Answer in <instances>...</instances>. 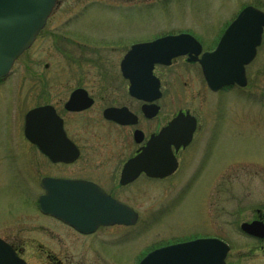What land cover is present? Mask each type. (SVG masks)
Returning <instances> with one entry per match:
<instances>
[{
  "label": "rangeland",
  "instance_id": "obj_1",
  "mask_svg": "<svg viewBox=\"0 0 264 264\" xmlns=\"http://www.w3.org/2000/svg\"><path fill=\"white\" fill-rule=\"evenodd\" d=\"M247 6L264 12V0H57L32 46L0 80V238L18 243L39 240L40 221L24 187L31 186L32 176L22 138L23 116L38 102V84H47L53 98L65 88L98 83L103 75L116 78L119 62L130 45L166 32H192L208 41L206 35L216 37L222 26ZM262 43L259 59L246 70L259 78L252 79L251 89L211 96L216 110L207 111L202 119L217 115L219 124L208 132L212 139L213 134L220 139L212 153L213 143H204L192 150L184 164L187 168L189 163L192 172L196 164L203 163L205 170L199 180L186 185L185 172L176 181L142 191L137 204L143 216L157 208L154 232L159 243L172 238H216L235 251L264 246V241L250 239L239 231L242 223L250 221L252 210L264 214V34ZM108 82L112 84L113 80ZM175 90L181 103V86L177 84ZM27 92L33 93L29 99ZM218 169L216 182L222 185L223 179H232V186L215 187L212 176ZM30 188L31 195L35 190ZM218 189L221 193L217 197ZM124 246L110 249V255L118 264H132L139 242ZM236 257L231 254L228 264H236ZM241 259L238 264H264Z\"/></svg>",
  "mask_w": 264,
  "mask_h": 264
},
{
  "label": "flooded vegetation",
  "instance_id": "obj_2",
  "mask_svg": "<svg viewBox=\"0 0 264 264\" xmlns=\"http://www.w3.org/2000/svg\"><path fill=\"white\" fill-rule=\"evenodd\" d=\"M233 19L222 26L216 37L205 34L208 41L192 32H166L156 33L149 41L130 45L119 62L116 78L103 75L98 83L89 87L65 88L53 98L47 84L37 85L38 102L24 114L22 138L32 176L29 179L31 186L25 184L24 187H27L26 198H30L40 221L39 240L28 243L4 240L19 258L26 264H118L116 258L111 257V250L136 241L140 247L134 253L132 264H141L160 248L196 240L172 238L159 243L154 232L157 208L149 216H143L137 202L146 188L155 189L158 183L173 182L181 173L187 174L186 185L199 180L205 170L203 163L196 164L192 172H189V163L187 168L184 164L187 156L193 154L192 150L212 142V153L217 138L220 139L215 134L212 139L208 132L219 124L217 115L210 114L207 121L202 119L207 111L216 110L212 108L211 96L218 98L230 90H250L252 79L259 80L258 76L246 71L247 86L244 89L233 86L213 92L206 84L198 61L203 54L213 52ZM180 34L192 37L200 46L199 53L195 55L197 48H191L190 53L172 59L168 66L154 65L151 77L139 82L142 99L131 96L130 83L120 71V63L131 47ZM262 42L263 37L246 70L259 59ZM261 70L264 73V67ZM110 79L112 84L108 82ZM177 84L183 91L181 103L178 102L180 94L175 90ZM77 90L85 92L91 105L80 111H69L65 106ZM99 91L102 92L100 96L96 95ZM32 95L28 93L26 99ZM253 96L251 91L252 99ZM197 102L203 108H198ZM43 107L52 108L55 116L53 123L42 122L38 131L40 145L37 146L25 137V116ZM110 110L115 112L110 114ZM94 125L97 127L93 128ZM146 149L150 150L152 168L169 169L174 165L175 171L161 179L148 177L142 172L128 182L122 181L127 164ZM220 170L212 176L214 180ZM232 170H229L230 175ZM223 180L222 185L215 180V187L233 185L232 179ZM30 187L35 190L31 195ZM220 193V189L216 190L217 197ZM115 218L122 219V223H115ZM251 222L264 223L261 210H252L250 221L244 223ZM147 233L151 234L144 236ZM95 243L104 246H94ZM28 246L35 247L28 249ZM107 247H110L108 251ZM228 247L225 264L233 253L237 256L236 264L241 258L264 262V246H248L236 251L232 246Z\"/></svg>",
  "mask_w": 264,
  "mask_h": 264
},
{
  "label": "water",
  "instance_id": "obj_3",
  "mask_svg": "<svg viewBox=\"0 0 264 264\" xmlns=\"http://www.w3.org/2000/svg\"><path fill=\"white\" fill-rule=\"evenodd\" d=\"M56 3L57 0H0V80L8 76L14 62L32 46ZM263 30L264 13L247 7L227 27L216 49L202 55L198 62L211 91L233 85L240 88L246 86L245 67L255 57ZM191 48H197L195 55L200 51L199 44L184 34L132 46L120 64L123 78L130 83V95L142 99L139 82L151 77L153 66H168L172 59L190 53ZM85 96L84 91H75L65 108L80 111L89 107L91 101ZM109 112L113 114L115 110ZM54 116L50 107L30 111L25 117V137L32 144L40 145V126L42 122L53 123ZM149 152L146 149L127 164L122 181L128 182L142 172L148 177L160 179L173 173L174 165L169 169L152 168ZM115 223H122V219L115 218ZM240 230L249 237L264 239V223H244ZM228 251L227 245L217 239H201L158 249L141 264H224ZM0 264L25 263L0 239Z\"/></svg>",
  "mask_w": 264,
  "mask_h": 264
}]
</instances>
